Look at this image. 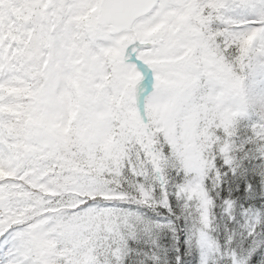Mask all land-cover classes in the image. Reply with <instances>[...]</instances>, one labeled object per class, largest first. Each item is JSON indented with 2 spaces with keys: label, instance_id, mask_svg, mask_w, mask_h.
Segmentation results:
<instances>
[{
  "label": "snow or ice",
  "instance_id": "obj_1",
  "mask_svg": "<svg viewBox=\"0 0 264 264\" xmlns=\"http://www.w3.org/2000/svg\"><path fill=\"white\" fill-rule=\"evenodd\" d=\"M0 264H264V0H0Z\"/></svg>",
  "mask_w": 264,
  "mask_h": 264
}]
</instances>
